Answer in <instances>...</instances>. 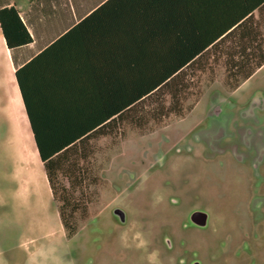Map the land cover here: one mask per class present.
Wrapping results in <instances>:
<instances>
[{"label": "rangeland", "instance_id": "rangeland-1", "mask_svg": "<svg viewBox=\"0 0 264 264\" xmlns=\"http://www.w3.org/2000/svg\"><path fill=\"white\" fill-rule=\"evenodd\" d=\"M10 60L0 32V264H264V69L220 116L205 113L206 101L174 116L160 92L157 111L139 103L110 164L96 139L97 179L77 182L64 208L69 238L11 111ZM195 211L208 215L205 227L191 224Z\"/></svg>", "mask_w": 264, "mask_h": 264}, {"label": "crops", "instance_id": "crops-1", "mask_svg": "<svg viewBox=\"0 0 264 264\" xmlns=\"http://www.w3.org/2000/svg\"><path fill=\"white\" fill-rule=\"evenodd\" d=\"M107 1L109 0H0L4 5L16 7L32 38L30 44L14 50H9L2 38L5 52L11 59L10 71L13 76L9 104L11 111L17 114L16 117L20 116L21 126H25L23 133L27 154L37 168L39 165L43 169V177L53 199L45 166L39 158L15 80V72L51 48ZM143 3V27L128 29L115 36L112 32V36L116 37L115 49L113 41L111 43L112 50L118 52V47H126L134 51L135 37L142 36L143 50L148 53L158 52L161 67L172 68L187 60L159 91L139 102H148L144 106L148 112L158 110L159 106L152 98L160 92L163 94L161 97L167 100L165 110H169L174 116L191 117L201 109V102L205 101L210 102L205 113L213 115L217 105L220 107L221 102L228 101L242 84L264 69V0H143ZM79 33L92 35L89 32ZM120 36H126L127 39L120 41ZM72 41L68 40L61 46L54 47L55 57H61V60L33 62L24 74L32 100V115L39 120V132L76 129L77 123L70 121L61 124L52 119L95 115L97 111L92 112L87 106L80 107L71 102H98L109 95L104 90L103 60L86 62L81 76H73L68 71L78 69L66 63L70 46L77 47ZM110 94L113 99L114 93ZM134 107L121 117L114 116L100 126V129H95V133L88 139L76 141L63 155L59 153L54 180L66 182L65 187H68L69 182L96 180L91 157L97 155L103 158V164H110L119 148L117 130L121 125L134 124ZM96 139H101L103 144L102 152L95 155L93 143ZM103 171L104 169L97 174ZM34 174L35 172L27 175L33 178ZM56 204L59 215L57 201Z\"/></svg>", "mask_w": 264, "mask_h": 264}, {"label": "trees", "instance_id": "trees-1", "mask_svg": "<svg viewBox=\"0 0 264 264\" xmlns=\"http://www.w3.org/2000/svg\"><path fill=\"white\" fill-rule=\"evenodd\" d=\"M146 3V2H145ZM145 3L143 0H109L95 10L89 17L75 26L71 31L61 37L51 48L37 56L30 64H27L15 72V80L19 88L21 98L25 107L30 128L37 147L39 158L45 166L49 184L55 201L58 202L59 217L67 237H72L75 229L69 226L64 208L70 205V190L77 186V182H69L68 187H60L54 178L56 177L57 156L63 155L68 147L82 142L100 129L103 124L114 116L121 117L123 113L131 110L137 103L149 97L179 71L186 63L182 61L175 67H161L158 52H145L143 50V37H135L134 51L126 47H118V52L112 50L116 46L115 34L128 29L143 27V16ZM91 33L92 35L80 34L79 32ZM0 32L9 50L28 45L32 38L22 22L19 11L14 5L7 6L0 2ZM79 34V35H75ZM76 36V37H74ZM127 39L126 36L119 37V40ZM73 40L69 53L66 55L70 67H77L68 70L72 75L83 74V65L92 60H103L105 67L103 77L105 79L104 90L109 95L104 100L95 102L78 101L71 102L78 106L88 107L95 115L88 116H62L53 118L57 123H77V128L56 132H39L38 118L32 115V100L29 95V87L26 82L25 72L31 68L33 62H44L48 60L59 61L61 57H55L53 50L64 42ZM120 46V44H119ZM52 57H49V56ZM100 71V70H98ZM110 92H113V99ZM96 129V130H95ZM79 182V181H78ZM60 189V190H59Z\"/></svg>", "mask_w": 264, "mask_h": 264}, {"label": "water", "instance_id": "water-1", "mask_svg": "<svg viewBox=\"0 0 264 264\" xmlns=\"http://www.w3.org/2000/svg\"><path fill=\"white\" fill-rule=\"evenodd\" d=\"M114 215H116L121 222L125 221V214L121 210H114ZM190 220L194 225L203 228L207 225L208 215L204 212L195 211L191 214Z\"/></svg>", "mask_w": 264, "mask_h": 264}, {"label": "flooded vegetation", "instance_id": "flooded-vegetation-1", "mask_svg": "<svg viewBox=\"0 0 264 264\" xmlns=\"http://www.w3.org/2000/svg\"><path fill=\"white\" fill-rule=\"evenodd\" d=\"M219 108H220L219 105H217V106L214 108L213 115H215V116H220L221 112H220V109H219ZM190 222H191V220H190ZM191 224H192L193 226H195V227H199V226L194 225L192 222H191ZM200 228H201V227H200ZM195 263H197V262H195ZM195 263H194V264H195Z\"/></svg>", "mask_w": 264, "mask_h": 264}]
</instances>
